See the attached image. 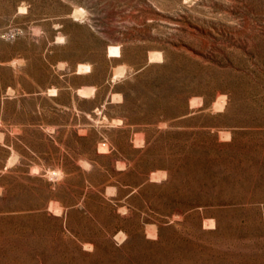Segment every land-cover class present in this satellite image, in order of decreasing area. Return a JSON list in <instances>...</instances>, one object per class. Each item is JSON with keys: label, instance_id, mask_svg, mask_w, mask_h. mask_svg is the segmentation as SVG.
I'll return each mask as SVG.
<instances>
[{"label": "rangeland", "instance_id": "1", "mask_svg": "<svg viewBox=\"0 0 264 264\" xmlns=\"http://www.w3.org/2000/svg\"><path fill=\"white\" fill-rule=\"evenodd\" d=\"M0 264H264V0H0Z\"/></svg>", "mask_w": 264, "mask_h": 264}, {"label": "bare ground", "instance_id": "2", "mask_svg": "<svg viewBox=\"0 0 264 264\" xmlns=\"http://www.w3.org/2000/svg\"><path fill=\"white\" fill-rule=\"evenodd\" d=\"M116 54H118L117 47H110L109 48V54L108 55L110 56V55H116ZM87 68H88V66H81V67H79V72H80V70H84V69H87ZM84 71H86V70H84Z\"/></svg>", "mask_w": 264, "mask_h": 264}]
</instances>
